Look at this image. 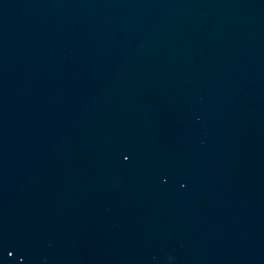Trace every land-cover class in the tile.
<instances>
[{
	"label": "water",
	"instance_id": "obj_1",
	"mask_svg": "<svg viewBox=\"0 0 264 264\" xmlns=\"http://www.w3.org/2000/svg\"><path fill=\"white\" fill-rule=\"evenodd\" d=\"M0 264H264V0H0Z\"/></svg>",
	"mask_w": 264,
	"mask_h": 264
}]
</instances>
